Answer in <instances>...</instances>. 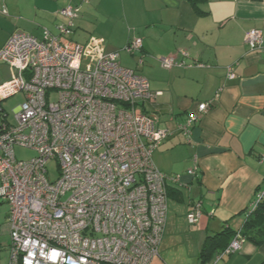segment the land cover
<instances>
[{
    "label": "built area",
    "instance_id": "built-area-1",
    "mask_svg": "<svg viewBox=\"0 0 264 264\" xmlns=\"http://www.w3.org/2000/svg\"><path fill=\"white\" fill-rule=\"evenodd\" d=\"M62 14L69 22L58 35L45 30L39 40L17 32L0 50V62L11 70V79L0 85V199L9 206L8 264H152L165 235L167 183L180 180L155 166L154 152L170 134L138 106L159 94L123 67L117 53H106L103 39L86 45L67 40L80 7ZM245 41L252 51L264 46L258 30ZM142 49L141 39L126 47L132 55ZM160 61L166 69L185 65L175 57ZM228 77L235 78L232 68ZM21 93L25 100L11 122L3 102ZM212 105L199 104L180 130L190 135ZM17 147L36 156L19 160ZM51 160L59 166L54 182L48 177ZM194 161L191 176L198 169ZM261 203L264 185L249 214ZM201 215L198 202L189 223L197 224ZM245 242L238 232L213 264L239 253Z\"/></svg>",
    "mask_w": 264,
    "mask_h": 264
},
{
    "label": "crops",
    "instance_id": "crops-1",
    "mask_svg": "<svg viewBox=\"0 0 264 264\" xmlns=\"http://www.w3.org/2000/svg\"><path fill=\"white\" fill-rule=\"evenodd\" d=\"M77 6L80 14L67 37L80 34L85 42L73 41L80 45L103 39L106 53H117L122 66L147 79L152 95L159 94L139 107L170 133L154 152L155 166L180 180L167 183L165 235L152 264H201L206 239L225 226L241 230L264 185V46L252 51L245 41L252 30L264 39V0H0V11L7 10L0 13V50L17 32L39 40L45 30L58 35L69 22L62 11ZM136 39L143 49L132 55L126 47ZM168 57L185 65L166 69L160 60ZM231 68L234 79L228 77ZM8 79L10 67L0 62V85ZM206 102L213 105L184 134L180 127L187 116ZM195 159L198 169L191 176ZM198 202L202 215L191 226L188 215ZM182 235L189 237L180 259L172 248ZM7 253L10 258L9 248ZM221 264H264V244L247 240Z\"/></svg>",
    "mask_w": 264,
    "mask_h": 264
},
{
    "label": "rangeland",
    "instance_id": "rangeland-1",
    "mask_svg": "<svg viewBox=\"0 0 264 264\" xmlns=\"http://www.w3.org/2000/svg\"><path fill=\"white\" fill-rule=\"evenodd\" d=\"M67 40H70V42L74 41L80 44H83L85 42V40L80 37V34H77V35L74 34L70 37H67ZM122 60L124 62V58H122ZM24 100H25V95L21 93L3 102V108L8 114V118L11 122L15 120V116H14L15 110L17 109L18 106H20L24 102ZM16 155L19 160L28 161V160L33 159L36 156V153L34 151H31V150H28L22 147H17ZM47 169L49 172L48 173L49 179L52 182L57 181L59 177V166H58L57 161L51 160L50 162H48ZM8 210H9V206L0 199V264L6 263V260L8 257V253H7L8 247L7 246L9 245V242H10V236L8 235L7 230L5 229L6 213H8ZM188 237H189L188 235L180 236L178 238V242L176 243L175 247L172 248V252L176 256H178L180 259L182 258V255H185L184 244L186 243V239H188ZM186 254L188 256V259H190L189 256H192L191 259H193L194 251L188 250L186 251ZM183 260H186V259H183Z\"/></svg>",
    "mask_w": 264,
    "mask_h": 264
},
{
    "label": "trees",
    "instance_id": "trees-1",
    "mask_svg": "<svg viewBox=\"0 0 264 264\" xmlns=\"http://www.w3.org/2000/svg\"><path fill=\"white\" fill-rule=\"evenodd\" d=\"M167 193H168V188H167ZM194 206L195 204L193 205L192 211L194 210ZM192 211L190 212V214L192 213ZM168 212H169V203H168ZM190 225L192 226L193 224ZM238 232H241L242 236L246 239V241L251 240L255 242L257 245L264 244V203H261L260 206L252 214H248L246 223L241 230L237 232H233L230 230V228H227L225 226L221 232L217 233L216 235L208 237L205 241L203 249L199 254L200 263L206 264L209 261L213 260L211 263L213 264L215 259L227 249V247L230 245V243L235 238Z\"/></svg>",
    "mask_w": 264,
    "mask_h": 264
}]
</instances>
